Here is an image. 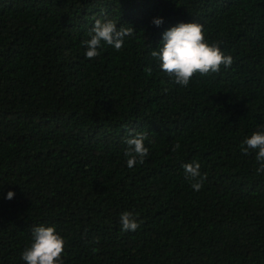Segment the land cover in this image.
Masks as SVG:
<instances>
[{
  "label": "trees",
  "instance_id": "obj_1",
  "mask_svg": "<svg viewBox=\"0 0 264 264\" xmlns=\"http://www.w3.org/2000/svg\"><path fill=\"white\" fill-rule=\"evenodd\" d=\"M96 19L134 34L87 59ZM180 22L231 67L175 84L150 53ZM262 125L264 0H0V264H25L41 225L64 238V264H264V171L240 150ZM129 129L149 150L133 168Z\"/></svg>",
  "mask_w": 264,
  "mask_h": 264
},
{
  "label": "clouds",
  "instance_id": "obj_2",
  "mask_svg": "<svg viewBox=\"0 0 264 264\" xmlns=\"http://www.w3.org/2000/svg\"><path fill=\"white\" fill-rule=\"evenodd\" d=\"M152 23L159 27L163 20L155 18ZM116 25L117 23L111 19L94 21L89 32L90 39L83 41L87 59H94L100 55L102 43L111 46L117 52L122 50L125 37L134 33L130 27L118 29ZM219 43H209L205 39L203 25L196 22H180L162 33L158 47L152 50L150 55L158 61L159 69L172 78L175 84L187 88L196 74L207 76L219 73L222 66L229 68L234 63L232 56L225 55L220 50ZM145 72L151 75L152 69L145 68ZM261 128L264 129V125ZM146 139L145 132L129 129L128 137L124 141L127 146L124 155L128 168H133L137 163H144L149 151L144 144ZM179 147L177 143L173 151ZM240 150L244 155L255 152V160L259 165L256 171L257 173L264 171V130L254 131L250 137H246ZM182 167L184 177L191 182L192 189L201 190L203 182L207 179V173L200 172L201 165L193 161L184 163ZM5 198L13 199L14 193L9 191ZM120 225L121 230L125 232H135L140 227L136 217L129 211L120 214ZM31 237V245L22 252L25 264H64L62 254L65 240L54 226L34 227Z\"/></svg>",
  "mask_w": 264,
  "mask_h": 264
}]
</instances>
